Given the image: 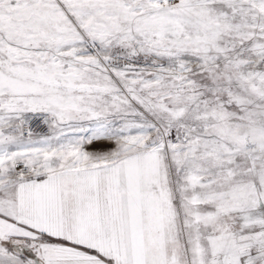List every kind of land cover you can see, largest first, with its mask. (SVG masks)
Masks as SVG:
<instances>
[{
    "label": "snow or ice",
    "instance_id": "1",
    "mask_svg": "<svg viewBox=\"0 0 264 264\" xmlns=\"http://www.w3.org/2000/svg\"><path fill=\"white\" fill-rule=\"evenodd\" d=\"M0 264H264V0H0Z\"/></svg>",
    "mask_w": 264,
    "mask_h": 264
}]
</instances>
